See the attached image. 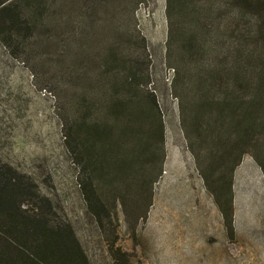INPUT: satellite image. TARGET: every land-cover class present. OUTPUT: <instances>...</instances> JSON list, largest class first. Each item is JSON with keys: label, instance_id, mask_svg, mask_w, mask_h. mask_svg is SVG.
<instances>
[{"label": "rangeland", "instance_id": "obj_1", "mask_svg": "<svg viewBox=\"0 0 264 264\" xmlns=\"http://www.w3.org/2000/svg\"><path fill=\"white\" fill-rule=\"evenodd\" d=\"M206 2L193 0L190 5L187 0V9L195 8L200 25L225 27L229 9L215 10L204 20L206 14L200 12ZM16 6L27 12L33 30L11 42L0 34V166L33 185L44 202L34 204L38 213L71 228L89 264H108V238L94 230L82 197L89 181L107 191L102 201L115 214L116 244L132 264H264V180L259 168L246 155L233 172L235 235L230 239L182 130V117L188 125L202 95V79L191 78L193 64L202 58L198 39L187 41L191 55L183 48L184 32L189 31L185 27L193 21L184 18L181 25H170L166 0H44L37 18L24 0ZM199 33L195 24V36ZM121 61L134 62L137 77L144 76L141 84L125 87V72L116 69ZM114 88L130 90L134 98H139L137 91L151 93L164 121L161 175L152 186L145 219L136 224L127 221L116 203L123 200L128 213L145 207L147 187L159 167L152 150L157 143L147 140L151 155L142 156L141 169L131 170L128 181L115 179L108 169L98 173L101 159L80 160L66 148L78 122L105 120L107 96ZM205 174L215 187L212 174ZM118 188L121 194L114 192Z\"/></svg>", "mask_w": 264, "mask_h": 264}, {"label": "trees", "instance_id": "obj_2", "mask_svg": "<svg viewBox=\"0 0 264 264\" xmlns=\"http://www.w3.org/2000/svg\"><path fill=\"white\" fill-rule=\"evenodd\" d=\"M19 1L0 0V34L8 42L14 38L23 40L33 30L30 21L25 19L27 12L17 9ZM24 1L35 18L41 15L44 0ZM186 1L166 0L170 25L173 22L181 25L184 18L193 21L185 27L189 29L184 32L187 34L184 36L185 53H193L187 41L195 37L202 57L193 64L196 70L191 77L202 79L198 82L202 95L192 107L188 125L182 117V130L204 187L218 209L227 236L232 239L235 235L232 177L244 156L251 157L264 180V0H206L207 5L201 12L196 10L206 14L204 20H209L215 10L229 9L231 16L225 27L200 25L193 14L195 8L188 10ZM188 3L193 5V0ZM195 24L200 29L197 36ZM178 59L180 63L182 59ZM176 64L179 66L177 60ZM134 65L129 61L117 63L116 69L125 72V87L143 82L144 76L137 77L140 72H136ZM179 75L178 68L174 87ZM114 89L116 91L107 96L105 120L92 124L78 122L66 148L80 160L98 162L101 159L98 173L108 169L115 179L128 181L132 179L131 170L141 169L142 156L151 155L147 140L157 143V149L152 150L159 156V167L154 181L147 187L149 195L144 197L145 207L128 213L123 200L115 202L127 221L130 219L136 224L145 219L152 186L161 175L164 121L151 93L137 91L139 98H134L130 90ZM2 168L0 166V264H89L71 228L52 222L44 212L38 213L34 204L43 201L35 194L33 185ZM207 170L214 178L213 188L205 174ZM114 192L121 194L122 189ZM104 194L107 196V191L85 182L82 187L85 209L98 236L106 233L108 264H132L130 256L116 244L117 229L112 228L115 214L105 210Z\"/></svg>", "mask_w": 264, "mask_h": 264}]
</instances>
